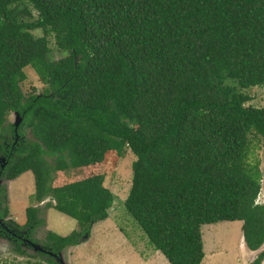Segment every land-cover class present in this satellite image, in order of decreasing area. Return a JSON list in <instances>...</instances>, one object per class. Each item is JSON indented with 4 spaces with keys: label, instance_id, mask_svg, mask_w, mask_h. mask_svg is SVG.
I'll use <instances>...</instances> for the list:
<instances>
[{
    "label": "trees",
    "instance_id": "16d2710c",
    "mask_svg": "<svg viewBox=\"0 0 264 264\" xmlns=\"http://www.w3.org/2000/svg\"><path fill=\"white\" fill-rule=\"evenodd\" d=\"M26 68L40 91H24ZM257 86L264 0H0L3 173H32V198H50L47 207L80 227L49 231L42 247L52 254L109 218L115 195L90 171L127 150L135 160L126 210L169 264H202V227L222 221H241L247 248L258 251L262 173L249 157L251 136L264 144V106L247 105L244 92ZM55 174L69 178L54 185ZM38 212L26 208L27 231L42 223ZM37 253L42 261L26 264H59ZM263 261L264 249L250 264Z\"/></svg>",
    "mask_w": 264,
    "mask_h": 264
},
{
    "label": "rangeland",
    "instance_id": "374dc122",
    "mask_svg": "<svg viewBox=\"0 0 264 264\" xmlns=\"http://www.w3.org/2000/svg\"><path fill=\"white\" fill-rule=\"evenodd\" d=\"M32 33L35 37L43 35L40 29ZM49 44L53 49L51 58H61L63 53L56 49L53 38ZM25 73L24 91H27L30 86L40 91L43 84L35 71L32 68H26ZM244 92L252 98L247 105L264 106V86L250 88ZM8 119L11 121L10 117ZM250 139L249 161L255 163V160H258L262 173V189L257 201L264 203V144L259 137L251 136ZM114 157L110 155L103 168H94L90 171L91 174L97 171L102 172L105 175V185L115 195L109 218L95 224L90 229L87 238L84 237L85 235L81 237L80 244L64 248L61 251L62 255L57 256V259L59 261L62 259L63 264H169L163 254L150 243L124 204L132 183V162L135 156L127 150L125 156L117 163L114 162ZM86 174L90 175L88 172ZM54 178L55 185V183H62L69 178V175L64 174L62 177L55 174ZM6 186L7 203L11 202L15 208L9 209L8 213L10 216H14L15 213L19 224L25 221L26 207L39 206L38 215L43 221L32 233L38 242L44 241L49 231L63 236L72 233L73 230H80L76 220L53 207H47V199L39 203L32 198L34 193L32 173H24L14 181L8 182ZM9 194L11 197L8 196ZM202 233L205 253L202 264H250L264 249V244L258 251H251L247 248L241 221H222L213 225H204ZM36 243L34 244L38 246L39 244ZM36 251L31 246L26 249V255H20L12 250L10 243L0 241V264H26L27 259L41 262L42 257Z\"/></svg>",
    "mask_w": 264,
    "mask_h": 264
},
{
    "label": "flooded vegetation",
    "instance_id": "af4514ba",
    "mask_svg": "<svg viewBox=\"0 0 264 264\" xmlns=\"http://www.w3.org/2000/svg\"><path fill=\"white\" fill-rule=\"evenodd\" d=\"M17 141H18V143L21 142V138H19L18 136L16 137V141H13V143L15 144V143H17ZM7 157H8L7 154L0 156V241H5V242L10 243L12 250L14 252H16L17 247H20L26 251V249L30 248L31 246L34 248V245H35L34 243H36V242L34 240H31V239H36V238H34L32 236V233L38 227H35L33 230L31 229L29 231H27L24 228V225L26 222V208L27 207L25 208V212H24L25 213V221L23 222V224H19L18 218L15 216V213H14V216H10V214L8 213L9 209H15V208L13 207L11 202L7 203V199H6L7 195H6V191H5V190H7L6 184L10 181H14L16 178L15 179L7 178L6 173H3L4 168L8 164ZM25 173H27V172H25ZM19 176H22V174ZM8 196L11 197L10 194ZM46 199L45 200L47 203L50 200V198H46ZM34 207L39 209V206H34ZM36 244H39L40 247L42 248L41 251L40 250H37V251L39 253H43L44 255L47 254L48 256L49 255L53 256V255H58L60 253L59 252L58 254H52L51 252H49L48 250H46L45 248L42 247L43 245H42L41 241L36 243ZM34 250H35V248H34ZM16 253L19 254L18 252H16ZM24 255H26V254H24ZM54 259L55 260L57 259L56 256L54 257Z\"/></svg>",
    "mask_w": 264,
    "mask_h": 264
},
{
    "label": "water",
    "instance_id": "95a60500",
    "mask_svg": "<svg viewBox=\"0 0 264 264\" xmlns=\"http://www.w3.org/2000/svg\"><path fill=\"white\" fill-rule=\"evenodd\" d=\"M10 118H11V121L8 119V121L9 122H11L13 125H14V127H15V130L17 129V127L20 125V123L22 122V117H21V115L16 111V112H13V113H11L10 114V116H9ZM85 236V238H87L88 237V233H85L84 234ZM34 248H35V250H42V248L40 247V245H34ZM62 255V252H60L58 255H54V256H56V258H57V256H61ZM60 264H63V260L61 259L60 261L58 260V259H56Z\"/></svg>",
    "mask_w": 264,
    "mask_h": 264
}]
</instances>
